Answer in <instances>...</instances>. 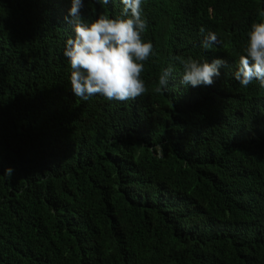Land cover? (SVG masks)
<instances>
[{
	"label": "trees",
	"instance_id": "16d2710c",
	"mask_svg": "<svg viewBox=\"0 0 264 264\" xmlns=\"http://www.w3.org/2000/svg\"><path fill=\"white\" fill-rule=\"evenodd\" d=\"M167 1L143 34L147 91L121 103L76 98L73 32L0 0V264H264V87L240 86L224 57L212 86L183 85L179 67L155 90L179 49L206 53L215 16L225 29L224 11L257 1ZM81 14L94 21L93 4Z\"/></svg>",
	"mask_w": 264,
	"mask_h": 264
},
{
	"label": "clouds",
	"instance_id": "9594fccd",
	"mask_svg": "<svg viewBox=\"0 0 264 264\" xmlns=\"http://www.w3.org/2000/svg\"><path fill=\"white\" fill-rule=\"evenodd\" d=\"M3 1L32 27L41 14L50 21L58 19L67 29V36L68 30L73 32L65 43L63 56L71 69L70 89L76 98L86 101L99 95L106 101L123 103L136 100L147 91L142 73L154 49L151 42L144 41L143 34L147 21L155 18L167 0H86L95 10L92 22L81 14L84 0ZM255 1L254 15L229 18L223 9V23L230 26L225 29L219 28V16H215L213 23L217 27L201 41L206 53L199 56L189 46L179 49L173 58L179 66L166 67L155 90L165 92L170 76L179 67L183 85L212 86L220 75L219 68L225 65L224 57L237 66L233 78L240 86L247 88L258 81L264 87V0H240L237 8L244 9ZM181 16L184 18V13ZM200 31L203 34L205 30ZM5 33L10 37L11 29L5 27ZM157 147L162 154L163 145ZM13 171L7 168L3 175L12 177Z\"/></svg>",
	"mask_w": 264,
	"mask_h": 264
}]
</instances>
